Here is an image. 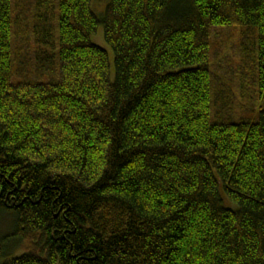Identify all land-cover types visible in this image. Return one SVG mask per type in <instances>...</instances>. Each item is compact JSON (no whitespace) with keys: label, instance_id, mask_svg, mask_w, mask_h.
<instances>
[{"label":"trees","instance_id":"16d2710c","mask_svg":"<svg viewBox=\"0 0 264 264\" xmlns=\"http://www.w3.org/2000/svg\"><path fill=\"white\" fill-rule=\"evenodd\" d=\"M93 2L0 0V264H264V108L216 118L211 58L251 31L264 101V0Z\"/></svg>","mask_w":264,"mask_h":264},{"label":"rangeland","instance_id":"374dc122","mask_svg":"<svg viewBox=\"0 0 264 264\" xmlns=\"http://www.w3.org/2000/svg\"><path fill=\"white\" fill-rule=\"evenodd\" d=\"M92 6L96 14L102 17L107 7V0L106 2L100 1L98 9L96 8V0H94ZM27 29L31 30L32 26H28ZM218 33V36L213 37L211 47V58L212 61H215V67L213 69L216 79V81L214 82L215 95L218 96L221 100L220 103L227 101L230 103V105L228 107L227 105H225V107H221L215 104V116L216 118L222 117L224 118L223 120L231 122H239L244 119L254 121L258 117L259 111L264 108V101L261 98H258L257 89H254V85L248 87L245 91L244 89H241V87H243V84L253 83V76L251 72L253 67L244 72L245 74L243 73L244 70L239 71L240 67L243 68V51L242 53H240L244 43L243 38L246 34L245 39L251 41V31H246V29L243 27L233 26L227 27L226 29L221 30ZM12 40L13 58L16 62L15 68H22V65L19 62L20 57H25L26 59L27 57L38 58L40 56V52L39 54H37L38 50H36L35 38L30 37L28 41H23L21 38L18 39L15 35H13ZM93 42L108 50L110 54L111 66L112 68H114V53L105 39L104 26L102 24L98 26L97 32L93 37ZM54 52H56V50H54L53 53ZM49 53L51 54V52ZM49 58L52 60L51 55L49 56ZM54 59L55 66H59L58 59ZM40 64L42 65V61ZM55 72L57 75H59V71ZM238 72L241 73L242 76H236V73ZM45 78L46 76L43 77V79ZM14 79L19 78L15 77ZM235 79L238 82H235ZM227 204L235 206V204L231 201H228ZM9 227L10 226L7 215L3 214L2 216H0V231H6ZM19 252L18 254L23 253V251H21L20 253Z\"/></svg>","mask_w":264,"mask_h":264}]
</instances>
